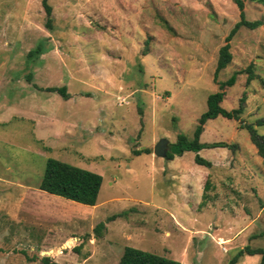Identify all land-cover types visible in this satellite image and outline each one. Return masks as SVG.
Listing matches in <instances>:
<instances>
[{"label":"rangeland","instance_id":"1","mask_svg":"<svg viewBox=\"0 0 264 264\" xmlns=\"http://www.w3.org/2000/svg\"><path fill=\"white\" fill-rule=\"evenodd\" d=\"M49 2L52 29L42 0H0V264H118L126 246L229 264L264 246V157L241 127L264 116V0H244L246 18L263 24L239 27L217 78L219 49L241 19L234 0ZM220 90L228 110L245 96L244 112L208 120L199 140L234 146L157 156L162 138L171 148L180 134L194 140ZM50 158L103 176L96 207L21 193ZM24 196L34 211L15 206Z\"/></svg>","mask_w":264,"mask_h":264},{"label":"trees","instance_id":"2","mask_svg":"<svg viewBox=\"0 0 264 264\" xmlns=\"http://www.w3.org/2000/svg\"><path fill=\"white\" fill-rule=\"evenodd\" d=\"M234 1L237 3L238 7L241 10V19L236 23V25L232 28L229 35L227 36V43L221 46V48L219 49L215 78H217L219 72L224 69L232 60L229 41L238 31L239 27L246 26L250 28H256L263 24L262 20L250 21L246 18L244 11V0ZM42 5L48 17L47 27L49 29H52L53 8L49 0H42ZM37 52L41 54L42 50H39ZM247 72L250 73L247 79L248 81H250L253 77V71L251 67L248 68ZM237 74L238 72L236 71L226 81L220 82V87L223 88L226 85L233 86L236 82ZM48 89L50 91H58L64 97L67 96L65 87H49ZM225 94L226 92L224 90H220L211 93L208 96V107L199 119L195 131L194 140L188 141L183 134H180L178 137V142L172 145V150L167 155L168 159H173L175 154L182 155L186 151L199 152L203 148L234 146L233 144H229L227 142L203 143L199 140L200 135L203 132L204 125L208 120L217 118L220 115L228 119L238 120L240 119L241 114L244 112L243 102L245 101V96L241 98L242 103L239 105V107L228 110L221 105V102L225 98ZM257 126H264V116L258 118L255 123L243 124L241 127L247 129L250 134V139L256 146L259 155L264 157V134L259 133ZM134 152L135 154H139L141 152H152V150L150 148H144L135 149ZM195 160L201 165L207 167L211 166V162L201 157L199 154L196 155ZM102 183L103 176L99 173L74 166L55 158H50L47 161L46 170L38 188L48 193L62 196L74 202L94 206L98 203V197L100 194ZM104 226L105 224L103 222H100L95 227V230L101 232ZM244 254L261 255L259 264H264V246L252 247L251 245H247L246 247L239 249V251L232 258L229 264H236L238 262V259ZM42 261L45 264H60L59 262L53 261L49 256H43ZM118 264H181V262L164 255L142 250L132 246H126Z\"/></svg>","mask_w":264,"mask_h":264},{"label":"crops","instance_id":"3","mask_svg":"<svg viewBox=\"0 0 264 264\" xmlns=\"http://www.w3.org/2000/svg\"><path fill=\"white\" fill-rule=\"evenodd\" d=\"M39 184L40 183H38V184H23V183H19L18 184V187L22 189L21 190V193L24 194L25 196H31V195H35V196H37V195H40V196L50 195V196H53V197H57L59 199H63L64 198L62 196H58V195H55V194H51V193H48V192H46L44 190L39 189L38 188ZM21 199H23V198H21ZM69 201H71V200H69ZM72 202H74V201H72ZM74 203H78V202H74ZM19 205H20V207L30 206L29 209L31 211H34V207H35L34 202H32V200L29 199V198L26 199V197H25L24 200H21L19 203H15V206L18 207ZM78 205L84 206V207H96L98 205V203L96 205H94V206L85 205V204H82V203H78ZM12 208H14V207H12ZM40 239L38 241H40ZM33 244L36 247V246H43L44 243L43 242L42 243L41 242L38 243V242L35 241Z\"/></svg>","mask_w":264,"mask_h":264},{"label":"water","instance_id":"4","mask_svg":"<svg viewBox=\"0 0 264 264\" xmlns=\"http://www.w3.org/2000/svg\"><path fill=\"white\" fill-rule=\"evenodd\" d=\"M171 150L172 148L170 146V141L166 138L160 139L154 147V153L157 156L164 158L167 157L168 153L171 152Z\"/></svg>","mask_w":264,"mask_h":264}]
</instances>
